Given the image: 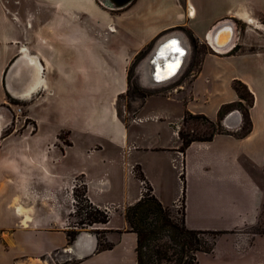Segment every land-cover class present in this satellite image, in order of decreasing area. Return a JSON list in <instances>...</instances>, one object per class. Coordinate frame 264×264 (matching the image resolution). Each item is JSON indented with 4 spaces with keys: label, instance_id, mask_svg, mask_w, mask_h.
<instances>
[{
    "label": "rangeland",
    "instance_id": "obj_1",
    "mask_svg": "<svg viewBox=\"0 0 264 264\" xmlns=\"http://www.w3.org/2000/svg\"><path fill=\"white\" fill-rule=\"evenodd\" d=\"M98 1L106 5L105 0ZM82 28L88 32V28ZM171 36L189 38L193 61L187 65L185 61L186 67L184 65L180 74L167 83L150 84L144 80L148 78L146 61L155 47ZM79 50V81H67V76L72 74L68 66L71 67L77 58L76 52L74 55L66 49L67 78L58 95H47L36 107L34 115L37 121L26 119L24 106L12 104L17 110L12 127L0 133V264L75 263L66 248L31 258L27 255L30 247L35 243L45 245L47 236L39 234L33 239L19 235L14 238V231L9 229L13 225L14 202L21 201L19 204L24 206L26 202L22 198L28 192L42 194L47 189H56L62 177H71L79 171H84L93 179L107 176L109 182L104 184L105 193L99 197L100 201H113L123 206L134 202L140 193L152 196L149 186L138 175L139 169L134 170L139 164L143 171L146 170L150 184L165 206H171L175 200L186 196L188 229L232 231L251 227L258 201L262 199L264 204L262 168L254 166L252 170L248 166L247 169L254 175V184L242 178L239 191L234 195L220 197L212 192L206 193L209 188L215 187L213 181L217 177L212 162H217L223 152L231 151L232 142L219 137L208 147L191 149L186 160L185 176L183 160L179 155L153 150L168 143H177L175 125L184 114L186 122L182 125V132L185 135L200 139L208 136L212 127L205 119L195 116L204 114L211 121H216L220 103L229 99L232 92L227 83L229 78L239 72L244 75L250 72L235 61L231 65L208 61L194 85L185 92L181 91L191 80L193 71L198 69L201 55L211 52L207 45L193 42L188 31L181 27L160 34L143 50L144 55L130 66L127 92L115 99L119 83H115V76L112 81L111 67L103 52L91 47L88 40L80 43ZM90 52H96L93 58L97 60V67L90 63ZM178 90L181 91L179 95L175 94ZM156 91L162 93H154ZM145 95L148 96L144 100ZM143 100V107L136 116ZM248 102H243L233 112L242 115L249 108ZM9 107L12 108L11 105ZM186 112L192 113L189 115ZM134 146L142 150L136 151ZM91 149L93 153L88 155L87 151ZM77 181L74 208L69 206L71 212L65 211L64 225L70 228L75 241L80 234L90 233L105 245L108 231L102 229V224L93 223L92 217L96 214L94 206L84 197L82 178L77 177ZM38 204L42 205L41 202ZM172 211L174 217L181 220L182 202ZM21 217L22 222L20 220L17 227L24 231L23 215ZM256 232L257 227L242 232L250 239V245H254L249 250L241 249L235 238L224 236L237 232H221L213 253L200 254L198 264H264V237L257 239L259 234Z\"/></svg>",
    "mask_w": 264,
    "mask_h": 264
},
{
    "label": "crops",
    "instance_id": "obj_2",
    "mask_svg": "<svg viewBox=\"0 0 264 264\" xmlns=\"http://www.w3.org/2000/svg\"><path fill=\"white\" fill-rule=\"evenodd\" d=\"M119 2L121 0H105L106 5H103L98 0H0V133L12 127L17 111L12 104L24 106L26 119L37 121L35 109L47 95H58V90L63 87L67 77L68 82L79 81L80 55L77 54H80L81 42L88 40L91 47L103 52L111 67L112 81L115 76V83H119L114 96L118 99L128 90V71L140 52L160 34L184 27L191 32L197 44L207 45L211 52L201 55L198 69L193 71L191 80L181 91L185 92L194 85L208 61L222 65H231L235 61L250 74L239 72L229 78L227 83L232 92L229 99L220 103L219 110L223 105L239 101L232 89L234 80L243 82L254 96L253 106L249 110L251 133L244 138L237 137L243 119L237 112H231L225 118L227 124L225 120L223 122L224 128L231 134L216 135L213 138L223 137L233 143V149L223 152L217 162H212V169L217 177L213 181L215 187L207 188L206 193L212 192L220 197L234 195L239 191L242 178L245 182L254 184V175L247 169L248 166L252 170L254 166L262 168L264 176V0H132L125 6L118 7ZM82 26L88 28V32ZM226 29L231 31L229 42L224 47H220L215 41L212 44L210 37L216 40ZM177 38L186 44L187 65L193 61L190 49L192 45L188 37ZM66 49L76 52L77 58L71 67L68 66L72 74L67 77L64 60ZM95 53H89L90 60L92 59L90 63L97 67V60L93 58ZM181 91L178 90L175 94L179 95ZM143 104L144 101L138 107L136 116ZM183 118L175 125L177 143H168L153 150L179 155L183 160L185 176L190 150L194 147H208L213 140L194 142L184 154L179 152V131L182 129ZM133 148L136 151L142 150L138 146ZM92 153V149L87 151L88 155ZM137 167L152 187L146 170L144 172L139 164L135 165L134 170ZM134 176L137 179L135 171ZM77 177L82 178L81 185L87 201L108 215V223L103 224L102 229L108 231L106 241L113 245L111 250L98 253L97 238L90 233L80 234L72 245H68L67 234L71 230L64 225V213H70L71 208H74ZM106 182H109L107 176L93 179L84 171H79L74 172L71 177H62L56 189H47L42 194L28 192L22 198L26 205H20L21 201L13 203L16 208L15 211L13 209V225H10L9 230L14 231V238L19 235L33 239L39 234L47 236L45 245L35 243L30 247L27 255L31 258L66 248L67 253L75 260L74 264H137V236L130 232L125 210L139 201L142 195L140 193L134 202L123 206L113 201L101 202L99 197L105 193L103 187ZM152 190L164 207L174 209L182 200H175L171 206H165L155 188L152 187ZM262 201H258L251 227L216 232H237L235 235L224 236L235 238L241 249L252 248L254 245H250V239L242 232L257 227ZM19 207L24 209L23 220L29 216L32 221L23 222L24 231L17 227L18 222H22L17 211ZM184 210L186 223L185 195ZM262 237L264 235H258L257 239ZM256 242L257 240L254 244Z\"/></svg>",
    "mask_w": 264,
    "mask_h": 264
},
{
    "label": "trees",
    "instance_id": "obj_3",
    "mask_svg": "<svg viewBox=\"0 0 264 264\" xmlns=\"http://www.w3.org/2000/svg\"><path fill=\"white\" fill-rule=\"evenodd\" d=\"M188 33L191 40L196 42L191 32L188 31ZM143 53V51L140 52L133 63H136L144 55ZM130 74L131 68L128 71V80L130 79ZM232 89L238 96L239 101L223 105L218 112L216 121L213 122L202 114L195 116L196 118L205 119L212 127V132L208 136L201 139L194 138L185 135L182 129L179 131L181 141L179 152L184 154L194 142H211L216 135L231 134L224 128L223 122L228 114L241 107L245 101H250V103L248 102L249 108L242 114L243 124L236 135L239 138H244L251 133L252 121L249 110L253 106L254 96L248 87L239 80L232 82ZM148 95L143 96V99L145 100ZM187 114L190 115V113ZM185 122L186 116L183 118V125ZM137 169H139L138 175L141 180L153 192L152 187L146 182L140 168L137 167ZM84 197L86 199L85 190ZM74 198L76 200L75 193ZM181 202L183 204L181 220L176 219L172 209L164 207L153 193L152 196L142 195L139 201L125 210V218L129 224L130 232L135 233L137 236V264H198V256L200 254L213 253L215 241L221 232L188 229L185 223L184 195ZM94 209L96 214L92 217L93 223L102 225L108 223V215L95 207ZM259 217L256 233L264 235V204L260 208ZM67 238L68 245H71L75 241L71 232L67 234ZM112 248V244L106 241L105 245H103L97 239L96 251L98 253L111 250Z\"/></svg>",
    "mask_w": 264,
    "mask_h": 264
},
{
    "label": "bare ground",
    "instance_id": "obj_4",
    "mask_svg": "<svg viewBox=\"0 0 264 264\" xmlns=\"http://www.w3.org/2000/svg\"><path fill=\"white\" fill-rule=\"evenodd\" d=\"M231 31L226 29L225 32L220 33L216 40L214 37H210L212 44L214 41L220 46L224 47L230 40ZM176 40L178 46L182 49V54H177L175 51L165 48L164 46ZM188 56L187 47L184 41H181L177 36H171L166 38L163 42L159 43L152 54L146 61V69L148 78L144 79L148 83L155 85H161L172 80L175 76L179 75L182 71L186 57ZM19 215L24 217V209L19 207L17 209ZM23 222H32L29 216H26Z\"/></svg>",
    "mask_w": 264,
    "mask_h": 264
},
{
    "label": "snow or ice",
    "instance_id": "obj_5",
    "mask_svg": "<svg viewBox=\"0 0 264 264\" xmlns=\"http://www.w3.org/2000/svg\"><path fill=\"white\" fill-rule=\"evenodd\" d=\"M164 47L175 51L177 54H182V49L178 46V42L176 40H172Z\"/></svg>",
    "mask_w": 264,
    "mask_h": 264
},
{
    "label": "water",
    "instance_id": "obj_6",
    "mask_svg": "<svg viewBox=\"0 0 264 264\" xmlns=\"http://www.w3.org/2000/svg\"><path fill=\"white\" fill-rule=\"evenodd\" d=\"M131 1L132 0H121V2H119V4H118V7L125 6L126 4H128ZM225 123L227 124L226 120H225Z\"/></svg>",
    "mask_w": 264,
    "mask_h": 264
}]
</instances>
